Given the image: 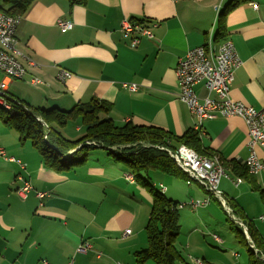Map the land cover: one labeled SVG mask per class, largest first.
Instances as JSON below:
<instances>
[{"label": "crops", "instance_id": "obj_1", "mask_svg": "<svg viewBox=\"0 0 264 264\" xmlns=\"http://www.w3.org/2000/svg\"><path fill=\"white\" fill-rule=\"evenodd\" d=\"M235 1L239 5L230 10ZM225 11V35L218 41L231 40L242 60L230 96L264 110V0H90L73 8L64 0H38L17 31L20 50L38 67L21 59L28 72L21 80L9 81L8 92L34 108L46 109L70 110L98 99L112 105L105 117L118 126L131 122L182 136L196 130L198 118L179 99L178 62L188 50L216 38L219 16ZM125 19L157 23L155 38L143 39L132 48L120 31ZM60 20L73 22L72 30H62ZM61 69L72 76L58 80ZM125 82L138 84V90L124 89ZM194 90L199 99L217 97L204 82ZM82 131L78 126L68 138L78 139ZM196 131L202 149L223 162L226 176L219 189L240 217L253 222L264 243V168L252 176L248 170L244 176L234 170L235 165L246 168L250 155L247 124L240 117L217 115L204 119ZM0 147L7 157L26 164L24 170L0 156V264H42L43 260L137 264L135 253L148 246L146 225L153 199L129 179L123 161L98 148L90 152L84 166L59 173L43 163L30 142H22L16 131L1 123ZM258 155L264 164V149ZM150 175L155 187H165L164 194L179 204L209 198L197 182L188 184L160 172ZM19 176L34 187L26 199L17 192L22 185ZM237 178L243 182L236 185ZM37 192L46 196L40 199ZM222 211L226 210L214 198L206 207L179 210L176 246L188 263L200 258L203 264H247L218 254L210 244H227L213 233L222 221ZM128 229L132 233L125 238L123 232ZM86 244L87 249L79 251Z\"/></svg>", "mask_w": 264, "mask_h": 264}, {"label": "trees", "instance_id": "obj_2", "mask_svg": "<svg viewBox=\"0 0 264 264\" xmlns=\"http://www.w3.org/2000/svg\"><path fill=\"white\" fill-rule=\"evenodd\" d=\"M1 1L0 12L10 16H24L38 0ZM64 1L73 8L85 6L90 0ZM237 5V1L231 3L230 10ZM226 13L225 11L219 16L216 41L225 35ZM8 94L7 100L12 106L10 109L0 106V123L16 131L22 142H30L48 168L59 173L74 170L87 163L91 151L103 149L115 160L123 161L135 182L152 196V208L146 225L148 246L135 253L137 264H145L150 260L156 264H189L176 246L180 232L177 208L179 203L169 199L156 188L150 174L160 172L188 181V176L177 166L168 150H176L179 146L186 145L200 155L213 156V153L202 149L198 131L189 130L182 136H175L154 126H138L131 122L118 126L112 119L105 117L111 112L112 105L98 99L79 103L70 110H63L34 108ZM72 120L81 122L85 128V134L78 139H69L60 131ZM219 163L223 165L221 159ZM234 170L241 176L247 173L246 168L241 169L238 165H235ZM233 208L234 212H239ZM241 218L248 229L250 240L255 245L253 246L258 250L256 254L254 249L249 247L245 231L239 226L245 244L248 245V264H264L262 237L253 222ZM231 229L238 231L235 223Z\"/></svg>", "mask_w": 264, "mask_h": 264}, {"label": "built area", "instance_id": "obj_3", "mask_svg": "<svg viewBox=\"0 0 264 264\" xmlns=\"http://www.w3.org/2000/svg\"><path fill=\"white\" fill-rule=\"evenodd\" d=\"M254 9H258V5H252ZM21 16L13 17L0 12V29L1 36L6 43L11 45L14 50V57H6L1 54L0 50V73L3 79L0 81V101L8 104V82L10 79H21L25 75V68L19 66L16 62V55H24L26 60L30 61V65L38 67L37 63L25 55L23 52L15 49V32L17 26L21 22ZM125 22V23H124ZM58 26L64 30H72L74 24L71 21L60 20ZM157 23L148 22H132L123 21L121 24V34L124 39H128L130 46L135 48L143 39H154L153 28ZM242 65V60L237 52L233 42L229 39L216 41L211 38L207 43L202 46L190 49L186 52L185 56L178 62L176 68V76L179 86V99L184 102L190 112L198 118V125L196 130L200 129V125L204 119L214 118L217 115L222 117H240L248 126V147L250 150L249 157L245 160L244 164L248 172L259 174L264 164L258 155L260 149H264V110H256L252 106L246 105L243 102L234 101L231 96V87L235 79V71ZM71 77L69 71L60 70L57 78L64 81ZM38 82L41 83L39 79ZM200 82H204L210 94H216V98L207 96L204 99H199L195 93L194 87ZM122 87L131 92L138 90V85L135 83H122ZM10 108V105H9ZM5 152V151H4ZM0 148V154L11 161L17 162L23 169L26 164L13 157L7 158L6 153ZM170 156L177 162L178 167L188 176V184L190 182H197L213 197L218 198L220 204L231 216L235 222V216L228 200L219 189V184L222 177L226 174L218 171L217 165H212L209 160L199 157L197 154H189L183 152L180 146L176 150H168ZM5 154V155H4ZM2 156V155H1ZM129 179L134 180L133 175L129 174ZM22 182V186L18 189L21 197H25L33 186L28 179H23L20 176L18 180ZM242 178H237L235 184L242 183ZM38 198L42 199L46 193H37ZM210 203L209 198L190 201L191 206L206 207ZM182 208L184 205H178ZM264 220V217L261 218ZM243 226V222L237 223ZM247 231V228H245ZM131 235V230L124 232V237L127 238ZM215 240L221 241L218 236H213ZM86 245H82L79 251H85ZM42 264H51L47 260L42 261Z\"/></svg>", "mask_w": 264, "mask_h": 264}, {"label": "rangeland", "instance_id": "obj_4", "mask_svg": "<svg viewBox=\"0 0 264 264\" xmlns=\"http://www.w3.org/2000/svg\"><path fill=\"white\" fill-rule=\"evenodd\" d=\"M2 5V1L0 0V6ZM13 17H17V16H13ZM22 17L23 16H21V20H22ZM126 21H131V20H128V19H125ZM125 20H123V21H125ZM132 22H137V21H132ZM125 23V22H124ZM20 25V24H19ZM19 25L17 26V29H16V32H15V49H17L18 51H21L20 50V48H19V46H18V38H17V31H18V27H19ZM22 52V51H21ZM61 70H65V69H61ZM65 71H67V70H65ZM27 72L28 71H26V73H25V75L21 78V79H23L25 76H26V74H27ZM59 73V72H58ZM71 76H72V74H71ZM2 78H0V80H1ZM21 79H10V80H21ZM69 79V78H68ZM67 80V79H66ZM35 81L36 82H38V80L37 79H35ZM41 81V80H40ZM65 81V80H64ZM41 83H42V81H41ZM37 84H39V83H37ZM136 84V83H135ZM138 85V84H137ZM138 88H139V86H138ZM131 92V91H130ZM9 93V92H8ZM1 102V101H0ZM9 105H10V108H11V106H12V103L10 104L9 103ZM0 106H2L3 108H5L2 104L0 105ZM9 108V109H10ZM5 109H8V108H5ZM78 126H80V127H82L83 128V131L81 132V133H79L80 135H78V133H77V137H82L84 134H85V128L83 127V125L81 124V122H77V121H70L69 123H68V125L67 126H65L64 128H61L60 129V131L62 132V134L65 136V137H71V134L72 133H74V134H76L75 133V130H76V128L78 127ZM1 149H3V152L4 153H6V150L4 149V148H2V147H0ZM70 154H72V153H69V155ZM2 155V157H4L3 156V154H0V156ZM5 155V154H4ZM66 156H68V155H66ZM16 159V158H15ZM175 161V160H174ZM175 163L177 164V162L175 161ZM178 166V165H177ZM26 168H24V170H25ZM21 178H23L24 180L26 179L25 177H23V176H20ZM129 177V176H128ZM19 181H20V179H19ZM21 182V181H20ZM32 185V184H31ZM22 186V185H21ZM161 191H162V193H165V187H163V186H161L160 188H159ZM33 190H34V187H33ZM33 190H31L30 192H32ZM164 190V191H163ZM17 192H18V190H17ZM29 192V193H30ZM208 192V191H207ZM28 193V194H29ZM37 193H44V192H37ZM28 194L25 196V197H22L23 199H26L27 198V196H28ZM45 194V193H44ZM208 194H209V200L211 201V199L212 198H214V199H216V200H218V198H216V197H213L209 192H208ZM38 195V194H37ZM38 197V196H37ZM45 197V196H44ZM43 197V198H44ZM199 200V199H198ZM197 199H194L193 201L194 202H196V201H198ZM204 200V199H203ZM192 201V200H191ZM219 201V200H218ZM220 202V201H219ZM190 201L189 202H187V203H180V205H184L182 208H180L179 206L177 207L178 208V210H181V209H183V208H185V207H190V208H192V209H198V208H200L199 206H191L190 204ZM222 205V204H221ZM231 206V205H230ZM222 207H223V205H222ZM231 209H232V211H233V215L235 216V219H236V221L234 222V221H232L231 219H233L231 216L229 217V214L225 211V213L222 211V215H223V218H222V221L221 222H218L217 223V225H216V227L218 228V230H215V232H213V233H216L219 237H221L223 240H225V241H227V244H214V243H210L211 244V246L212 247H214V248H216L217 249V251H218V254H220V255H223V256H227L228 258H230V259H232L233 261H239V260H245L246 262H247V264H248V259H249V253H248V245L247 244H245V240L243 239V236L241 235V233H240V229H239V225L237 224V223H239L241 220H242V218L239 216V214L238 213H236V212H234V208L231 206ZM229 218H231L230 220H228ZM233 223H235V225H236V227L238 228V231L236 230H232L231 228H232V225H233ZM243 226H244V228H247L246 227V225L243 223ZM241 227V226H240ZM183 228H187L186 226H184ZM129 230V229H128ZM247 232H248V229H247ZM132 233V232H131ZM245 236H246V238L248 239V242H249V244L251 245V244H253L252 243V241L250 240V237H249V235H248V233H245ZM123 237H124V232H123ZM211 240H212V238L211 237H209ZM212 242H213V240H212ZM249 245V247L250 248H252L253 249V247H251ZM254 245V244H253ZM255 246V245H254ZM87 249V248H86ZM256 249V248H255ZM257 250V249H256ZM255 251V250H254ZM258 251V250H257ZM257 251H255V253L256 254H258V252ZM237 255V256H236ZM217 257H220L219 255H217ZM192 259V258H191ZM200 259V258H199ZM202 260V259H201ZM262 260H264V256L262 257ZM44 261V260H43ZM203 261V260H202ZM190 264V263H189Z\"/></svg>", "mask_w": 264, "mask_h": 264}, {"label": "bare ground", "instance_id": "obj_5", "mask_svg": "<svg viewBox=\"0 0 264 264\" xmlns=\"http://www.w3.org/2000/svg\"><path fill=\"white\" fill-rule=\"evenodd\" d=\"M252 5H257V4H252ZM0 36H1V29H0ZM0 50H1V54H4V56H6V57H14V50L12 49L11 45H9L8 43L5 42V40L3 39V37H0ZM21 59H23L27 63V65H30V61L29 60H26L25 57H24V55H16V62H17V64L19 66H22V68H25V72H26L25 64L21 61ZM30 66H33V65H30ZM1 104L5 108H8L9 109V105L8 104H5L3 102H0V105ZM180 148L183 149V152H185V153L197 154L199 157H201L203 159H206V160H209V162H211L212 165H217L218 171H220L223 174H226L224 166L222 164H220L218 161H216V160H214V159H212L210 157H207V156H204V155H200L195 150L191 149L190 147H187L186 145H181ZM249 173H250L249 175H251V174L252 175H255L254 173H251V172H249ZM241 228L245 231V233H248L245 230L244 226H241ZM214 236H216V235H214ZM253 249L255 251H257L254 247H253ZM191 264H203V261L201 259H199V258H192L191 259Z\"/></svg>", "mask_w": 264, "mask_h": 264}]
</instances>
